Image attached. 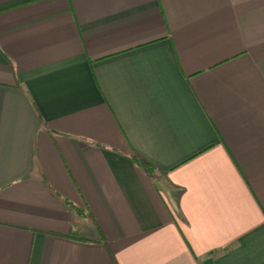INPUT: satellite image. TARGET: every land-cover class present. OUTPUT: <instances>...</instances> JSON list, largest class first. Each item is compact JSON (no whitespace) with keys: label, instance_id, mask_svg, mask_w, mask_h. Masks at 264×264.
Returning <instances> with one entry per match:
<instances>
[{"label":"crops","instance_id":"0c3cea01","mask_svg":"<svg viewBox=\"0 0 264 264\" xmlns=\"http://www.w3.org/2000/svg\"><path fill=\"white\" fill-rule=\"evenodd\" d=\"M0 264H264V0H0Z\"/></svg>","mask_w":264,"mask_h":264},{"label":"trees","instance_id":"16d2710c","mask_svg":"<svg viewBox=\"0 0 264 264\" xmlns=\"http://www.w3.org/2000/svg\"><path fill=\"white\" fill-rule=\"evenodd\" d=\"M129 156L137 165L144 166L148 168V170L152 169V165L150 163L146 162L144 159L139 158L133 151L129 152Z\"/></svg>","mask_w":264,"mask_h":264}]
</instances>
